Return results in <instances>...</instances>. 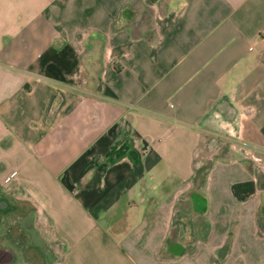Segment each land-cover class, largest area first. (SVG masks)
I'll return each mask as SVG.
<instances>
[{"label": "crops", "instance_id": "1", "mask_svg": "<svg viewBox=\"0 0 264 264\" xmlns=\"http://www.w3.org/2000/svg\"><path fill=\"white\" fill-rule=\"evenodd\" d=\"M0 202L10 264H264V0H0Z\"/></svg>", "mask_w": 264, "mask_h": 264}, {"label": "trees", "instance_id": "2", "mask_svg": "<svg viewBox=\"0 0 264 264\" xmlns=\"http://www.w3.org/2000/svg\"><path fill=\"white\" fill-rule=\"evenodd\" d=\"M121 27H122V24H120V21L116 22L115 28L119 29ZM102 45H103V42H102ZM95 53H96L95 51H93V52L86 51L83 54V61H84L85 65L87 66V68L89 69V73H90L89 74V76H90L89 82H90V86L92 88L97 87V85L99 83V76L103 70L102 62L99 59V56ZM196 182H197L196 185L198 186L201 181L197 180ZM256 190H257V185L254 182H247V183L237 184V185L233 186L232 192L238 200L242 201V200H246L247 198L254 195L256 193ZM191 195H192V192H188L186 194L187 198L191 197ZM169 243H170V245H169L168 249L171 248V250H168V251L170 253L171 252L172 253H171V255L165 254L164 256H166L167 258H177V257H180L182 254L185 253V252H182L180 254L175 253V250L179 251L176 249V247H179V249L182 248L183 249L182 251H184V247L187 246L186 244L179 243V241L177 240L176 226L173 227L171 239H170Z\"/></svg>", "mask_w": 264, "mask_h": 264}, {"label": "rangeland", "instance_id": "3", "mask_svg": "<svg viewBox=\"0 0 264 264\" xmlns=\"http://www.w3.org/2000/svg\"><path fill=\"white\" fill-rule=\"evenodd\" d=\"M143 21L145 23H148L146 18H144ZM147 27H148L147 28L148 32H151L152 26L149 24ZM25 198L26 197H23L22 199L25 200ZM183 203H184V200L181 201V204L179 206L180 211H182ZM193 217H195V216L193 215L191 208L189 209L188 216H185L182 213L181 214L178 213L177 216L175 217L176 230L178 231V234H181L182 236H184V235L188 236L187 238L190 239L193 237L192 225L194 224V226L196 225L194 232L196 233L197 232L196 230L198 228V233H197L198 235L197 236L199 238H202L203 234L205 233L204 225H203V227L201 225L200 230H199V227H198V220L199 219L196 220ZM181 219L184 221L185 220H187V221L183 222ZM183 223L185 225H183ZM17 242H19V244H21L22 248H23V256H21L19 254L18 264H26V263H28V264H49L48 263L49 260L44 255H42V253L40 252V250L38 248L28 247V245H25V241L23 238H21ZM169 245H170V243L168 244V246ZM44 246H45V244H44Z\"/></svg>", "mask_w": 264, "mask_h": 264}, {"label": "flooded vegetation", "instance_id": "4", "mask_svg": "<svg viewBox=\"0 0 264 264\" xmlns=\"http://www.w3.org/2000/svg\"><path fill=\"white\" fill-rule=\"evenodd\" d=\"M7 208L5 202H0V211H3ZM12 255L7 250H0V264H10Z\"/></svg>", "mask_w": 264, "mask_h": 264}, {"label": "water", "instance_id": "5", "mask_svg": "<svg viewBox=\"0 0 264 264\" xmlns=\"http://www.w3.org/2000/svg\"><path fill=\"white\" fill-rule=\"evenodd\" d=\"M196 203V208L200 211V212H203L205 210V208L202 207V203H201V200L200 199H196L195 201Z\"/></svg>", "mask_w": 264, "mask_h": 264}]
</instances>
